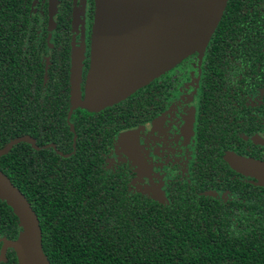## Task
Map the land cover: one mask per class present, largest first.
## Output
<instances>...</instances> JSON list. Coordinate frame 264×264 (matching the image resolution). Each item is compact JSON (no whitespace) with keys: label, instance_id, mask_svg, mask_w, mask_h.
Returning a JSON list of instances; mask_svg holds the SVG:
<instances>
[{"label":"flooded vegetation","instance_id":"obj_1","mask_svg":"<svg viewBox=\"0 0 264 264\" xmlns=\"http://www.w3.org/2000/svg\"><path fill=\"white\" fill-rule=\"evenodd\" d=\"M242 1H235V10L231 7L224 20L225 26L239 19L250 25V39L240 47L243 27L222 55L219 50L208 57L206 51L192 53L135 89L130 99L87 112L89 141L99 168L107 176L117 174L123 179L125 193L140 205L173 204L181 199L191 209L192 203L217 207L236 195L217 186L220 179H237L264 194V186L227 162L232 156L264 164V0ZM248 3L254 14L245 11ZM93 13V0H0L7 32H13V15L18 23L16 40L10 36V42L19 46L16 65L38 63L42 85L60 74L67 77L64 123L71 134V151L61 154L50 143L38 147L51 148L63 159L75 153L70 119L78 106L71 109L70 69L73 61L78 62L76 97L82 100L91 67ZM6 34L0 41H5ZM6 60L8 67L15 63L12 58ZM2 64L0 59V69ZM42 115L45 118L44 108ZM124 134L127 145L119 142Z\"/></svg>","mask_w":264,"mask_h":264},{"label":"trees","instance_id":"obj_2","mask_svg":"<svg viewBox=\"0 0 264 264\" xmlns=\"http://www.w3.org/2000/svg\"><path fill=\"white\" fill-rule=\"evenodd\" d=\"M235 1H226L201 50L185 57L205 51L208 57L214 50L222 55L242 27L239 47L250 39L252 29L246 19L224 25ZM249 6L245 11L254 14ZM11 19L13 32L8 33L0 15V36L7 33L5 41H0V149L21 137L29 138L37 149L24 142L13 145L0 156V172L35 214L41 251L48 264H264L263 193L237 179H220L216 185L236 195L217 207L192 203L191 209L181 199L173 204L140 205L125 193L123 179L101 171L89 141L87 112L126 101L134 90L113 105L76 108L70 119L76 136L73 155L63 159L51 148L38 149L50 143L61 154L71 151V134L64 123L67 77L60 74L42 85L38 63L22 64L24 68L16 65L19 46L10 42V36L16 40L18 23L15 15ZM11 58L15 63L8 67L4 63ZM96 126L101 129V120H96ZM19 232L16 217L0 200V239L15 240ZM0 264H16L14 253L6 250Z\"/></svg>","mask_w":264,"mask_h":264},{"label":"water","instance_id":"obj_3","mask_svg":"<svg viewBox=\"0 0 264 264\" xmlns=\"http://www.w3.org/2000/svg\"><path fill=\"white\" fill-rule=\"evenodd\" d=\"M227 0H94L91 67L84 97H76L80 68L70 69L71 109L100 108L117 102L195 49L201 50L213 32ZM77 65V66H76ZM75 96V98H74ZM127 135L120 136L127 145ZM27 137L9 141L0 156ZM229 166L264 186V164L232 157ZM0 200L12 211L20 228L15 240L0 239V263L6 250L16 264H48L41 251L40 229L23 195L0 172Z\"/></svg>","mask_w":264,"mask_h":264},{"label":"rangeland","instance_id":"obj_4","mask_svg":"<svg viewBox=\"0 0 264 264\" xmlns=\"http://www.w3.org/2000/svg\"><path fill=\"white\" fill-rule=\"evenodd\" d=\"M77 64H78V62H77ZM77 66V65H76Z\"/></svg>","mask_w":264,"mask_h":264}]
</instances>
